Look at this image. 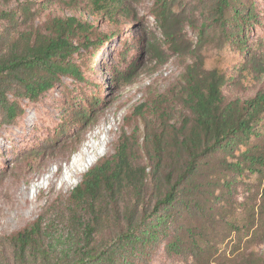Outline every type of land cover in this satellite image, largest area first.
I'll return each mask as SVG.
<instances>
[{"label": "rangeland", "instance_id": "374dc122", "mask_svg": "<svg viewBox=\"0 0 264 264\" xmlns=\"http://www.w3.org/2000/svg\"><path fill=\"white\" fill-rule=\"evenodd\" d=\"M87 1L0 0V13L17 14L11 25L0 17L4 45L12 31L31 26L46 31L53 18L72 15L91 21L94 37L103 39L73 55L84 80L62 76L37 101L11 94L22 110L12 123L0 108V264H79L80 248L87 243L102 249L116 245L119 261L123 256L128 264H264V171L231 173V185L213 182L224 185V195L220 190L217 195L228 222L241 223L236 229L224 219L210 222L215 228L207 229L211 246L202 243L201 253L188 247L172 251L173 231L165 224L157 239L128 246L119 240L132 212L140 214L135 228L140 235L151 221L142 223L141 214L152 216L168 189V172L177 176L185 170L187 155L174 142L178 130L188 133L193 123L183 100L188 65L200 56L208 69L222 70L228 77L223 88L228 100L264 91V0H229L223 17L221 0H167L165 28L157 16L162 0H126L119 21L93 17ZM259 133L251 143L264 151V120ZM122 135L131 138L133 164L146 167L145 183L137 190L126 184L114 197L103 194L93 213L76 204L72 192L92 167L115 154ZM103 136L107 144L101 147ZM156 136L162 139L161 160L150 158ZM93 142L96 147L90 149ZM246 148L230 155L239 158ZM223 156L210 159L214 170ZM210 171L199 179L210 181ZM37 222L40 230L32 233L23 252L19 235ZM87 224L94 228L92 234Z\"/></svg>", "mask_w": 264, "mask_h": 264}, {"label": "trees", "instance_id": "16d2710c", "mask_svg": "<svg viewBox=\"0 0 264 264\" xmlns=\"http://www.w3.org/2000/svg\"><path fill=\"white\" fill-rule=\"evenodd\" d=\"M78 1L69 0L68 4ZM87 3L91 7L92 16L101 21H119V15L124 12L126 6V0H88ZM229 6V0L220 1V17L224 16ZM160 9L157 16L165 28L170 11L167 0H162ZM236 14L239 15V12ZM0 17L11 25L16 22L17 14L12 10H3ZM94 28L95 25L91 21L81 20L75 15L55 17L46 31L35 29L33 26L26 27L12 31L8 45L0 42V108L8 123L22 115L18 101L11 100V94L14 98L24 97L37 101L42 94L53 88L62 76L84 80L80 66L73 61V55L82 47L89 48L103 42L102 38L94 37ZM108 37L110 38V35ZM198 58L188 65L184 75L186 84L183 100L193 116V123L188 133L178 130L174 142L177 149L183 150L187 155L185 170L177 176L173 170L168 172V189L163 197L157 200L152 216H147L146 212L141 214L142 223L149 218L151 221L139 236L135 228L136 224H139L136 213L138 217L140 214L138 211L131 213L128 228L119 238L124 241V246L132 245L137 240L157 239L165 224L168 226L167 231H173L169 244L172 251L179 253L188 247L194 252H203L202 243L211 246V242H207L210 222L213 224L215 220L218 222L224 219L226 225L236 229V224L241 223L235 219H229L228 222L226 208L219 203L222 198L217 195V190L224 195V185L213 186V182L221 183L222 180V184L231 185L233 181H228L231 173L242 176L246 169L258 174L264 171V151L258 150L251 143L253 136H261L259 127L264 120V91L250 99L228 100L223 93V88L228 82L226 74L218 68L208 69L203 59ZM130 140L131 138L128 140L125 135L120 136L115 154L101 160L86 173L84 181L72 192V199L76 204L95 213V203L103 194L114 197L122 192L126 184L131 185L133 190L144 185L146 167L133 164ZM154 145V153L150 158L155 159L158 156L157 160H161V136H156ZM242 145L247 148L241 151L239 158L230 155ZM220 154L224 155L223 159L217 166L219 169L214 170L210 166V159ZM229 158L236 160L230 161ZM208 170L212 173L211 177H208L210 181H201L199 176ZM262 199L264 200V194ZM177 207L180 209L171 211ZM257 227L260 228V224ZM36 229L40 230L38 222L31 230L19 235L23 252L30 246L32 233ZM86 230L92 234L94 228L87 224ZM43 235H47V232L44 231ZM60 240L57 242L60 243ZM71 245L73 246V243L70 241L68 246ZM51 247L52 244L50 249ZM118 251L116 245L102 249L91 247L90 243H87L80 248L78 263L128 264L123 256H120L119 261ZM23 263L27 264L25 260Z\"/></svg>", "mask_w": 264, "mask_h": 264}, {"label": "bare ground", "instance_id": "6f19581e", "mask_svg": "<svg viewBox=\"0 0 264 264\" xmlns=\"http://www.w3.org/2000/svg\"><path fill=\"white\" fill-rule=\"evenodd\" d=\"M98 133H99V131L95 132V134L92 135V137L97 136ZM99 144L101 145V147H103L104 145H106V144H107V137H106V136L101 137V138H100V141H99ZM89 146H90V147H89L90 149H91V148H92V149H95V147H96V142L91 143Z\"/></svg>", "mask_w": 264, "mask_h": 264}]
</instances>
